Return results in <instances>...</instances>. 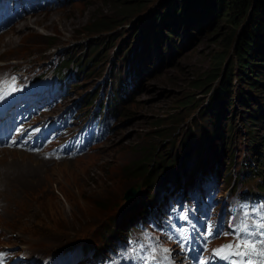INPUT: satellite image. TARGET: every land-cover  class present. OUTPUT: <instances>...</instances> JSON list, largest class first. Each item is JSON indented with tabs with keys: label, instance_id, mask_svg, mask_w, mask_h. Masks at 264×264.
<instances>
[{
	"label": "rangeland",
	"instance_id": "1",
	"mask_svg": "<svg viewBox=\"0 0 264 264\" xmlns=\"http://www.w3.org/2000/svg\"><path fill=\"white\" fill-rule=\"evenodd\" d=\"M161 1L165 0H48L49 8L47 5L23 18L0 35V71L20 68L25 80L39 73L44 74L41 80L52 79V71L59 59L69 54L76 57L62 71L70 76L67 101L81 113L95 109L98 98L84 100L89 93L101 91L106 96L111 77L121 66V55L127 53L122 69H131V72L135 61L144 57L139 66L140 79L129 95V102L120 101L113 107L120 117L118 113L119 121L117 119L111 136L96 144L91 152L68 162L43 160L37 155L32 157L33 166L44 168L46 173V182L38 189L28 190L20 197L9 196L5 190L7 175L3 169L7 168L8 175L23 170L30 173L26 166L30 163L21 161L24 155L15 156L6 151L0 153V249H11L8 253L12 256H49L54 251L79 246L86 248L84 250L90 248L88 258L93 257L94 250L103 247L104 236L110 228L118 225L122 231L125 230L129 224L128 205L138 204L141 208L143 203L150 204L152 199L149 196L157 199L163 189L174 188L170 184V176L159 181L154 179V189L143 187L142 178L134 167L146 157L148 150L164 155L168 160L175 158V165L181 166L178 170L182 178L188 173L196 174L204 170L205 166L216 171V184L224 187L220 192L221 199L232 195L226 183L228 180L235 182L233 194L256 181V178H252V182L245 178L240 180L245 160L257 157L255 149L252 150L242 139L245 132L241 119L249 107L259 105L261 94L254 95V91L238 81L232 70L230 83L236 98L234 96L225 106L222 105V114L218 112V105H211V96L220 83V77L204 87H196L194 82H201L211 75L221 51L226 56L219 74L230 69L238 29L233 32L230 27L219 23L216 34L210 37L205 33L206 28L210 29L208 19L195 21L188 28L179 27L171 38L180 45L179 49L170 55L161 50L160 56L152 62V34L155 28L149 22L151 13L160 8ZM61 5L64 7L59 8ZM52 10L56 15L46 24L48 31L36 20ZM29 22H33L42 33L39 38L31 40L29 35L18 37L17 30ZM59 29L64 31L62 37H56V32L51 31ZM229 32L232 33V40L226 48L223 41ZM10 36L14 37V41L5 45L3 41ZM94 45L101 47L103 55L98 56L100 63L87 77L86 74L94 66L88 64L79 72L76 63ZM160 48L162 46L158 45L157 50ZM147 67L152 68L149 74L145 71ZM123 85L124 80L119 94L127 96ZM240 88L254 95H248L251 104L244 105L239 100ZM112 96L110 93L109 101ZM230 121H233V134L229 135L235 148L233 156H230L231 149L227 145L230 139L226 131ZM257 128L256 134L261 135L264 126ZM214 132L217 134L215 142L219 145L218 151L210 144V136ZM184 137L189 139L186 146L180 142ZM182 154H185L183 159ZM230 160L234 165L227 167ZM9 162L13 163L10 169ZM186 163L187 167H184ZM130 187L136 189V195L125 200ZM163 196L167 198L166 194ZM4 202L8 203L6 211ZM15 211L28 215L18 219ZM162 226L166 229L165 233L173 234L170 225ZM121 234L124 235L125 231Z\"/></svg>",
	"mask_w": 264,
	"mask_h": 264
},
{
	"label": "trees",
	"instance_id": "2",
	"mask_svg": "<svg viewBox=\"0 0 264 264\" xmlns=\"http://www.w3.org/2000/svg\"><path fill=\"white\" fill-rule=\"evenodd\" d=\"M151 14L149 23L155 28L152 34L153 48L150 58L152 62L156 61L155 58L157 56H160L161 50L170 55L179 49L180 45L178 46L171 40L173 35L179 31V27L193 26L195 21L208 19L207 21L209 22L208 26L210 29L206 28L205 33L207 36L211 37L216 34L217 25L219 23L225 24L228 28L230 27L233 32L238 29V39L235 42V48L233 50L234 59L231 62L230 69H228V71L225 69L222 75L219 74L220 66L226 56L224 51H221L216 57L217 61L215 62V67L211 71V75H208L201 82H194L196 87H204L213 83L214 80L220 77V83L214 89V93H212L211 96V105L213 106L218 105L220 107L222 106V104H220L222 101L227 104V102L232 100V97L235 96L236 98V94H232V86L230 83V74L232 70H234L238 81L246 85L248 89L254 91V95L261 94L259 105H256L255 110L251 109L250 112L245 111L241 119V125L245 132V135H242V139L252 150L255 149L257 157L245 160L246 164L241 166L240 180L245 178L252 182V178H256V180H258L256 182L254 181L256 188L248 189L253 192L262 189L264 187V130L261 135H257L256 132L258 131L257 127L260 128L264 126V0H165L163 2L161 1L160 8L154 10ZM163 30L166 35L163 33ZM231 40L232 33L229 32L228 37H225L223 41L226 48H229ZM156 44L162 46V49L160 48L157 50L158 45L156 47ZM100 48L99 45H94L89 51H86L85 55L83 54V58L76 63L79 72H82L84 68L90 64L94 67L86 76L88 77L91 75L100 63L98 56L103 55ZM126 55L127 53L125 52L120 57L121 66L114 72L113 77H111L110 89L107 95L104 96L102 102H100L101 100L99 99V107L103 109L107 108L114 114L118 113L116 109H113L115 104L117 105L120 101L129 102V95L140 79L141 71H139V66L144 57L135 61V66L131 72V69H122ZM74 58L76 57L69 54L63 59H59L56 67L62 68V66L70 65L73 63ZM83 64L84 66H82ZM154 68L155 67H153V70ZM151 69L150 67L146 68L145 71L147 74L150 73ZM129 73L131 74L129 75ZM122 80H124L123 87L125 88L127 96H124V93L119 94ZM110 93L113 94L111 101H109ZM248 95L250 97L254 96L245 92L242 88L239 89L238 98L244 105H249L251 103ZM98 97H100L99 92H92L89 93L84 100L88 101L91 98L94 100ZM91 102L92 101H90V103ZM218 112L220 113L219 108ZM226 132L230 139L227 143L228 148L231 149L230 156H233L235 148L231 138L232 136L229 137V135L233 134V121L230 122ZM210 139V144L218 151L219 145L215 142V140H217V134L214 132L213 135L210 136ZM180 142H183L184 146H186L189 139L184 137ZM230 146L233 147L231 148ZM220 149L222 150V146ZM184 157L185 154H182V159ZM185 165L186 166H183L187 167V163ZM233 165L234 163L230 160L227 167H232ZM178 169H181V166H179V164L175 165V158L168 160L164 155L161 156L160 154H156V152L152 150H148L146 157L139 160L134 167L137 175L142 178V184L145 188H153L154 179L159 181L168 175L178 180L180 177ZM226 178H228V172L226 173ZM226 183L227 185L229 184V190L235 186L234 180H228ZM245 194H247V192H242V195ZM151 199H153V201L155 200L154 197ZM128 207L129 213L131 212V216L128 217L129 223L134 222L140 213L144 215L146 212L144 207H142L143 212H139L138 204L132 206L128 205ZM121 232L122 228L118 225H114L110 228L109 232L104 236L103 249H105L107 245L110 246L114 240L121 235Z\"/></svg>",
	"mask_w": 264,
	"mask_h": 264
},
{
	"label": "snow or ice",
	"instance_id": "3",
	"mask_svg": "<svg viewBox=\"0 0 264 264\" xmlns=\"http://www.w3.org/2000/svg\"><path fill=\"white\" fill-rule=\"evenodd\" d=\"M16 90L11 87L12 92ZM9 94L10 92H0V99H4ZM237 207L240 209L237 222L230 224V232L223 233L225 236L231 235L232 240L211 249L209 257H199L197 264H209L210 259H219L224 264H264V204L253 205L251 210L247 204ZM233 211L235 212L236 209L234 208ZM185 218L181 216V219ZM179 235L181 241L188 239L184 229L180 230ZM211 236H213V232L208 231L205 241ZM207 250V243H205L204 251ZM169 251L167 248H161L159 257H157L155 255L157 249L153 247L148 255L139 256L138 259L142 261V264H172L168 255ZM3 255L0 253V258ZM0 264H3L2 259H0Z\"/></svg>",
	"mask_w": 264,
	"mask_h": 264
},
{
	"label": "bare ground",
	"instance_id": "4",
	"mask_svg": "<svg viewBox=\"0 0 264 264\" xmlns=\"http://www.w3.org/2000/svg\"><path fill=\"white\" fill-rule=\"evenodd\" d=\"M57 1L58 0H52V2H57ZM62 7H64V6L63 5L59 6V8H62ZM52 11L53 12H50V13L44 15L41 19H37L36 23L37 24L40 23L43 26V28L48 30L46 24L50 23L52 17L56 15V12H54V10H52ZM48 31H50V30H48ZM51 31L56 32V37H62L63 32H64V31H61L60 29L59 30H51ZM57 32H59L60 35H58ZM17 33H18V37L20 36V38L25 36V35H29V39H31V40L37 39L42 35V33L39 32V30L34 26L33 22L26 23L25 25L20 27L17 30ZM13 41H14V37L10 36L7 39H5L3 41V43L5 45H7V44H11ZM221 104L225 106V103L223 101L221 102ZM219 111H220V113L224 112V110L222 109V106L219 107ZM5 151L7 152V154L10 153V154H13L15 156L24 155L25 158H21V161L24 163H30V164L26 165L29 168L30 173L23 170V172H19V173L13 174V175H11V174L8 175L7 174V168L3 169V173L7 175V184L5 186V190L8 191L9 196L11 195L12 197H20L23 193L27 192L28 190L34 191V190L38 189L43 183L46 182V181H44V179L46 178L45 169L44 168H37V167L33 166L34 162H32L31 159H32V157L35 156V154H30V153H27L25 151L17 150V149H13V150L12 149H0V153L5 152ZM68 161H70V159H63V160H60L59 162H68ZM208 162L212 163V162H210V160H208ZM11 165H13V163L9 162L8 163L9 169H10ZM20 166L21 165H17V167H20ZM205 172L209 173V170L206 169ZM203 173H204L203 170H201V171L197 172V175L201 176ZM41 174H43L44 176L41 177ZM166 193H168L167 189L165 190L164 193L160 192L159 194H166ZM7 206H8V203L4 202V204H3V207L5 208L4 211H6ZM14 214L16 216H18V219L21 216L23 218L24 216L28 215V214L24 215V213L22 211L21 212L15 211ZM128 216L129 217L131 216V212L128 214Z\"/></svg>",
	"mask_w": 264,
	"mask_h": 264
},
{
	"label": "water",
	"instance_id": "5",
	"mask_svg": "<svg viewBox=\"0 0 264 264\" xmlns=\"http://www.w3.org/2000/svg\"><path fill=\"white\" fill-rule=\"evenodd\" d=\"M136 189L134 187H130L129 191L126 192L124 199L125 200H130L132 197H134L136 195Z\"/></svg>",
	"mask_w": 264,
	"mask_h": 264
}]
</instances>
